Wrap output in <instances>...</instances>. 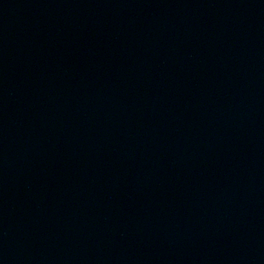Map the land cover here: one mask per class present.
Returning <instances> with one entry per match:
<instances>
[{
	"label": "water",
	"instance_id": "95a60500",
	"mask_svg": "<svg viewBox=\"0 0 264 264\" xmlns=\"http://www.w3.org/2000/svg\"><path fill=\"white\" fill-rule=\"evenodd\" d=\"M0 264H264V0H0Z\"/></svg>",
	"mask_w": 264,
	"mask_h": 264
}]
</instances>
